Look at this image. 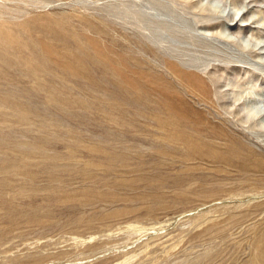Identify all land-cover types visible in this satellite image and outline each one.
Returning <instances> with one entry per match:
<instances>
[{"label": "rangeland", "instance_id": "rangeland-1", "mask_svg": "<svg viewBox=\"0 0 264 264\" xmlns=\"http://www.w3.org/2000/svg\"><path fill=\"white\" fill-rule=\"evenodd\" d=\"M237 1L193 2L239 15L247 52L186 0H0V264L248 260L264 182L187 172L179 139L200 117L180 98L264 155V0ZM171 64L223 69L255 122L190 98Z\"/></svg>", "mask_w": 264, "mask_h": 264}, {"label": "bare ground", "instance_id": "bare-ground-1", "mask_svg": "<svg viewBox=\"0 0 264 264\" xmlns=\"http://www.w3.org/2000/svg\"><path fill=\"white\" fill-rule=\"evenodd\" d=\"M172 1L177 2V3L180 2V0H172ZM193 1L194 0H186V2H191L190 9H198L199 11L198 15L195 14L194 16L196 18L199 17L198 18L199 25H204L202 26L204 28H216V29H219L221 25H226L227 30L232 32L235 35L233 43L238 48H240L243 52L249 51V45H247V42L243 38L239 37L244 34L243 33L244 31L238 30L239 32L237 31L236 33L234 31L235 27L233 24L236 21H238L239 15L229 12L226 16L224 15L220 16L219 14L212 11L213 9L210 6L205 7L199 2L194 3ZM235 1L238 2L237 0ZM222 2H225V0H222ZM243 5L245 8H248L249 3L243 2ZM178 7L181 8L180 3ZM165 9L170 11L168 7H165ZM248 15L249 14L247 13L243 17V19H241L239 22L241 23L248 22L250 20L248 19ZM213 22H217V23L212 24ZM214 36L216 37L217 35L215 34ZM197 61L198 60L196 59L195 61H192V63L197 64ZM170 68H171V71L174 72V74L180 80H183L184 83H186L185 85L187 89L189 90L188 92L190 94L189 95L190 98L196 100V98L194 97V95L196 94L195 96L197 97L200 103H201V100L207 101V103L211 105H217L218 103L221 102L220 105L223 104V107H228V108L235 107L237 116H241V119H240L241 122H243L246 125L249 123L255 122V116H252L250 113H247L246 110L243 108V106L239 104L242 100L239 94H236L235 97L232 98V92L227 91L225 89L226 84L224 83V79L222 75L219 74L223 69L217 66V67H214L212 70H206V72H203V73H196V72L192 73V72L183 70L182 68H180L178 65H175V64H171ZM177 96L179 95H175L171 97L172 98L171 100L178 99L176 98ZM141 99L142 98L140 96L138 100L141 101ZM230 99L233 100V103L230 101ZM225 100H229V103H226ZM178 101L179 103L184 105V108H185L184 113L186 117H189L190 115L194 113H198V115H200L199 120L196 123V127H195L196 130H193L192 128L193 126L188 125L186 123L185 124L186 128H184L185 131L182 134V138H179L185 150L184 152L181 153V157L187 164V167H186L187 172L191 171L194 167L197 169V171L200 172L199 174L205 175V176L208 173H212L214 175H220V174H230L232 172H235L241 175L243 178H247L251 182L252 185H255V180L259 176H260L259 177L260 181L264 182V155L260 153L262 151L258 152L257 150H255L252 146L253 144L247 141V139L250 141V138L244 131L243 132L241 131L242 132L241 134L243 135L242 137V136H239V134L236 133L235 131H231L230 129H227L224 126L215 125V124L209 125L206 119H204L205 116H208L205 114L206 112H202L198 110L195 106L192 105V103L189 104V102L187 101L184 102L180 98L178 99ZM260 104H261L260 111L261 113H263L264 112V100L261 101ZM173 134H175V132ZM171 140L172 141L175 140V137L171 136ZM193 163H196L197 166L193 167L192 165ZM236 179H239V178H236ZM226 190L224 192H226ZM230 191H234V190H230ZM246 194L247 193L243 195H246ZM257 194L259 195L260 193H257ZM228 196L229 195H227V197ZM237 197L239 196L237 195ZM258 205L256 206L258 207ZM260 209H261L260 212L257 211V212H253L252 214L248 215L250 223L252 222L254 224L250 228L251 238L248 240L249 242L248 260H246L244 263L242 262L243 264H264V207ZM238 251H239L238 253H240V250ZM206 253H208V251ZM209 254H210V250H209Z\"/></svg>", "mask_w": 264, "mask_h": 264}]
</instances>
